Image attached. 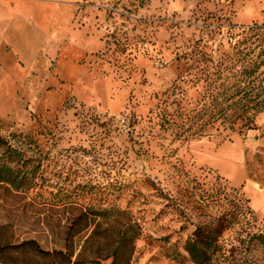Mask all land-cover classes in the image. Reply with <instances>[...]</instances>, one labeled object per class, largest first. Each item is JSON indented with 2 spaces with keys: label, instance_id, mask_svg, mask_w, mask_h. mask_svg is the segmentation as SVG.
<instances>
[{
  "label": "rangeland",
  "instance_id": "374dc122",
  "mask_svg": "<svg viewBox=\"0 0 264 264\" xmlns=\"http://www.w3.org/2000/svg\"><path fill=\"white\" fill-rule=\"evenodd\" d=\"M19 2L46 33L36 57L0 44V136L35 186L0 184V243L64 250L116 207L133 264H193L200 225L224 228L213 264H264V112L240 133L237 104L264 88V0Z\"/></svg>",
  "mask_w": 264,
  "mask_h": 264
},
{
  "label": "trees",
  "instance_id": "16d2710c",
  "mask_svg": "<svg viewBox=\"0 0 264 264\" xmlns=\"http://www.w3.org/2000/svg\"><path fill=\"white\" fill-rule=\"evenodd\" d=\"M263 92L264 88L259 87L254 100L242 98L237 103L243 112L238 118L240 133L256 129L255 116L264 112ZM249 110L253 117L246 116ZM19 155L10 142L0 136V184L24 193L35 186V177L33 172L19 167ZM85 231L89 234L78 252L75 239ZM223 231V226L218 229H210L209 225L197 227L185 246L193 264H213L210 252ZM141 235L142 227L129 211L87 207L70 221L64 250L45 251L35 241L17 246L0 243V264H133L136 242ZM260 239L264 245V237Z\"/></svg>",
  "mask_w": 264,
  "mask_h": 264
},
{
  "label": "crops",
  "instance_id": "0c3cea01",
  "mask_svg": "<svg viewBox=\"0 0 264 264\" xmlns=\"http://www.w3.org/2000/svg\"><path fill=\"white\" fill-rule=\"evenodd\" d=\"M19 1L22 0H0L1 48L7 44L10 45L11 41H17L18 44L19 41H25L28 42L26 47L23 46L26 54L30 52L36 57L43 47L46 32L38 23L35 15L25 14L26 7ZM26 54L24 53L23 56Z\"/></svg>",
  "mask_w": 264,
  "mask_h": 264
}]
</instances>
